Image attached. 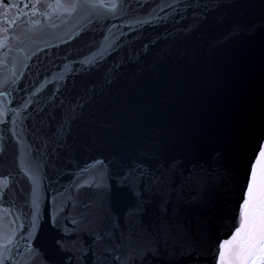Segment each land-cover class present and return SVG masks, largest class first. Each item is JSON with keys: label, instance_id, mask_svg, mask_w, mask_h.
Returning <instances> with one entry per match:
<instances>
[{"label": "snow or ice", "instance_id": "1", "mask_svg": "<svg viewBox=\"0 0 264 264\" xmlns=\"http://www.w3.org/2000/svg\"><path fill=\"white\" fill-rule=\"evenodd\" d=\"M181 0H172V3L165 2L148 13V18L137 20V23L153 24L156 21L167 19L159 16V11L172 8L179 13L176 5ZM0 6L7 8L15 7L19 10L22 6L25 9L31 8L33 12L45 9L40 13L50 16L58 10L64 13L75 15L82 10L86 21L84 27L77 33V37L90 31V25L100 22L104 31L101 33L102 40L95 51L83 57L78 63L82 69L92 72L97 69L102 60L107 59L105 55L104 41L109 39L112 25L107 27L110 18H117L118 14H125L132 11L130 0H53L47 4L39 2L9 3L7 0H0ZM199 6V0L195 7ZM194 8L192 0L185 5V10ZM27 14V12L25 13ZM193 15L196 12L193 11ZM207 17L201 14V22ZM264 30V18L259 21L234 22L229 30L225 32L215 44L230 39L238 31L255 32ZM75 38V37H74ZM5 41H0L3 44ZM118 38L107 45L108 49L115 50L114 44ZM110 55V52L108 53ZM69 72L74 69L65 65ZM64 73H58L55 79H64ZM102 79L106 80V77ZM51 83V81H49ZM3 82L0 81V85ZM103 88V84L95 85ZM11 96V93L0 91V98ZM15 103V101H12ZM88 102L82 98L77 100L70 108H65L64 101L59 104L53 103L47 110V119H40L33 123V131L29 132L26 123L33 118L29 111L31 100L9 108L8 101L0 102V154L6 151L5 140L12 139L21 148L20 171L29 183V190L23 204L11 192L13 177L10 172H0V205H7V212L15 213L14 220L19 221V229L27 230V239L32 240L35 231L39 227L42 217V200L51 193L53 204L60 196H64L63 207L59 215L63 216V223H59L57 216L52 217V225L59 233L55 239V250L61 256V264H81L82 260L89 256L95 257L93 264H102L97 255L102 245H109L104 251H115L116 247H127L133 240H138L140 234L136 231V220L141 221L143 214L147 211L146 195L149 191L155 193L156 186L165 182V177L171 173L175 175V162L159 164L155 168L148 163L153 159L149 152H143L135 158H122L118 156L91 157L81 162L79 155L68 145V137L74 126H77L83 117V109ZM76 108L81 112L77 113ZM23 111H29L28 116H23ZM59 110V119H56V111ZM46 109L39 108L36 115L44 113ZM55 120V125L52 121ZM9 122L11 127H8ZM39 125V126H37ZM31 135L32 141L27 140ZM55 145L56 147H52ZM69 150L61 155L59 149ZM85 146L81 145V149ZM91 150V145L87 146ZM58 159L62 167H56L53 161ZM219 173L213 171L210 176L216 177ZM64 176L70 179L65 184L60 180ZM214 182V181H212ZM205 181L203 187L208 186ZM114 194L127 200L123 216L127 221V234L120 228V213L114 210L116 200ZM86 197V198H85ZM162 204L166 202L162 201ZM27 208V211L24 208ZM160 223L158 227L162 232L170 233L173 228L179 232L180 225L170 219L166 207L158 206ZM27 221V223H25ZM119 229V234H118ZM23 236V233H20ZM87 236L91 243L83 239ZM10 240L9 238H6ZM116 240L115 246L113 241ZM125 241L128 243L126 244ZM186 249L182 255L191 256L194 247L182 245ZM158 251V249H157ZM101 256L104 253H100ZM155 255V253H153ZM66 258V259H64ZM106 259L107 256H104ZM211 264H264V131L255 136L249 145L247 160L245 161V174L241 181L240 190L236 195L234 203L226 205V211L220 217V227L215 238L212 240L209 256ZM11 259L9 249L6 245H0V264ZM117 264H124L120 255L113 256ZM200 259L199 256L196 257ZM43 262L45 257L39 248H32L29 256L25 258L24 264H37ZM143 260V257H141Z\"/></svg>", "mask_w": 264, "mask_h": 264}]
</instances>
